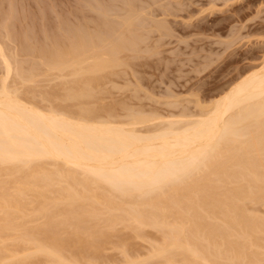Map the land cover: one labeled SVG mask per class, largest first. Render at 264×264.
<instances>
[{
  "label": "bare ground",
  "instance_id": "6f19581e",
  "mask_svg": "<svg viewBox=\"0 0 264 264\" xmlns=\"http://www.w3.org/2000/svg\"><path fill=\"white\" fill-rule=\"evenodd\" d=\"M121 4L122 14L108 13L102 1L79 11L70 19L76 31L47 47L12 45L20 28L10 30L6 20L0 27V264H99L117 226L139 240L146 229L159 233L137 262L120 241L122 264H264V219L246 206L264 204V59L216 98L197 100L194 115L162 118L160 130H148L153 117L127 105V121L117 120L114 106L94 108L93 90L125 79L147 26L167 33L164 20L141 18L147 8ZM20 49L41 61L43 75L83 85L67 90L69 101L95 102L80 100L70 112L20 97L16 79L38 75L14 62ZM29 218L42 223L29 227Z\"/></svg>",
  "mask_w": 264,
  "mask_h": 264
},
{
  "label": "rangeland",
  "instance_id": "374dc122",
  "mask_svg": "<svg viewBox=\"0 0 264 264\" xmlns=\"http://www.w3.org/2000/svg\"><path fill=\"white\" fill-rule=\"evenodd\" d=\"M101 1L108 13L117 11L118 14H122L118 10L123 6L121 2L123 3L124 0H2L4 10L0 13V27L7 21L9 25L7 27L10 30L16 31V28L21 29L18 30L17 34L15 32L11 35V43L32 46L44 44L43 46H48L56 37H62L65 36L63 35L64 33L67 35L70 32L73 33L76 31L77 28L70 23V19L73 18L74 14H77L79 11H95L99 8L98 3ZM130 1L139 7L147 8L146 14L141 17L147 20L146 23L154 19L164 20L163 24H165L167 33L163 35V33L154 31L148 32L149 29L147 26L145 28L147 33L141 32V34H144L142 35V39L145 40V43L140 45V49L143 50L138 53L139 56H137L139 58L133 60L134 65L132 66L134 68L132 66L128 67L130 70L132 69L133 74H130L131 71L127 67H124L127 69L123 70L126 76L125 79H122L120 76L122 80L119 78L117 80V77L112 78L111 82L101 84V88L98 87V89L93 90V97L96 98V103L93 104L94 108H96L95 106L97 108L99 106L100 108L102 106L106 108L109 106L112 109L111 106H114L113 109L116 108L117 113L114 111L112 113L117 115V117L113 115L117 120L127 121V116L130 113L126 115L128 111L126 110L124 112V109L122 110L121 108V105L122 107L123 105H127L126 108L128 110L131 108L132 113H134L135 109L136 111H142L143 113L140 112L142 115L146 114L149 118L153 117L152 119L155 121L153 120L146 125L148 126V130L149 128L154 130L155 127L160 130L159 123L162 124V118L166 120V118L180 117L178 115L184 113L183 116L185 115V117L180 118L186 119L189 117L188 113L194 115L196 111H199L196 105L197 100L202 104L216 98L217 95L219 96L225 91L227 86L236 77H240L248 71L250 66L256 63L259 64L264 59V0ZM25 2L27 4L30 3L31 6L37 4L38 7L34 8L36 7L34 5L28 7ZM117 5L119 7H116ZM20 19L23 20V24H21L23 27H18L20 25ZM58 29L60 30L58 31ZM10 42L6 43V45H9ZM145 46L148 50H146ZM6 47L7 49L9 48L8 46ZM10 51L12 52V50ZM10 51H8V54ZM26 55L21 51L14 57L16 61L14 59L12 61L20 63V69L22 70L23 68L25 70V72L22 71L24 74H26L27 70L31 71L32 68L33 72H31L34 75H38L30 81H21L23 83L21 84L19 82L20 79L16 75L14 76L15 72H12L13 75L11 74V76L14 79L17 78L16 80L19 82V84L16 82L17 86L13 87L16 89L19 88V93L17 94L20 97L26 98L27 101H32L31 103H35V105L42 108H50L51 104V108L56 110L58 108L61 111H69L71 109L70 112L78 111L80 100L82 101L80 104H83V106L88 103H93L94 99H90L92 102L87 103L88 99L86 100L85 98L86 101H83V99L76 100L75 102L69 101L70 99H67V90H76L81 84L73 83L70 80L75 81V79L63 76L64 74L62 76L60 75V77H57L59 74L55 76V73L43 75L41 71L44 70L43 72H45L46 67L42 66V64L39 65L41 61L35 57ZM11 56L13 57V55ZM37 61H40V63ZM35 65L37 66V73L35 71ZM13 67L16 68V65ZM28 67L31 68L28 69ZM1 72L2 70L0 71V75H2ZM124 74L121 73L122 76ZM134 74L135 76H133ZM11 79H7V84L11 85ZM14 82L13 85H15ZM69 83L71 84L69 85ZM65 90L66 92H64ZM63 95L66 97L64 98ZM77 101L78 104L76 103ZM105 107L104 109H106ZM105 117L102 118L105 119ZM246 206H249L251 209L254 208L253 210L256 216L258 214V217L264 219V204H247ZM249 208L247 207V209ZM251 209L249 211L253 213ZM30 219L32 220L29 221ZM28 221L29 227H33L34 224L38 225L37 223H42L41 219L35 218L34 220L33 218H29ZM117 227L115 230H108L110 235L112 233V237L109 236V242H114V246L111 243L110 245L106 243L108 246L104 245L105 249H103L102 254L100 253L99 256V264H122L124 257L117 246L123 240L125 242H123V245L126 246L127 253L131 255H128L129 260L137 262L138 259L144 258L145 254L148 255L147 253L150 252L149 250L151 248L149 245H154L159 236L158 232L146 229L143 231L145 232L143 233L145 234L144 240L134 239L131 238L133 237V233L130 230L122 226ZM116 230L117 232H115ZM120 236L125 239H121ZM8 243L9 245L11 244V247L13 242L8 240ZM65 255L69 256L70 252L66 250ZM142 261L144 262H141V264L162 263L158 262V260H154L157 262L153 260L146 261L144 259Z\"/></svg>",
  "mask_w": 264,
  "mask_h": 264
}]
</instances>
